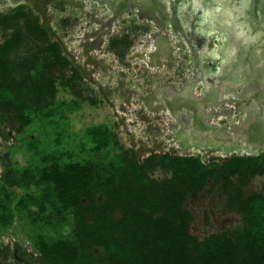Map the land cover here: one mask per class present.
Masks as SVG:
<instances>
[{
    "label": "trees",
    "instance_id": "1",
    "mask_svg": "<svg viewBox=\"0 0 264 264\" xmlns=\"http://www.w3.org/2000/svg\"><path fill=\"white\" fill-rule=\"evenodd\" d=\"M0 33V113L19 124L18 132L56 124V116L66 121L64 112L84 100L78 87L83 80L59 43L22 8L0 16ZM58 88L74 98L57 103ZM89 135L94 152H116L104 161L61 164L51 158L33 169L8 167L4 174L10 189L24 193L13 197L1 189L0 224H10L14 215L24 219L40 264H264V198L242 194L253 176L264 174V154L207 165L199 157L156 154L140 163L107 126ZM158 168L170 176L152 178ZM211 179L229 190L240 226L200 241L190 233L193 216L185 204ZM13 201L7 218L5 203ZM65 226L69 234L58 236Z\"/></svg>",
    "mask_w": 264,
    "mask_h": 264
},
{
    "label": "water",
    "instance_id": "2",
    "mask_svg": "<svg viewBox=\"0 0 264 264\" xmlns=\"http://www.w3.org/2000/svg\"><path fill=\"white\" fill-rule=\"evenodd\" d=\"M76 1L77 17L92 13L94 18L90 22L78 21L71 29L69 40H62L54 32L45 7L34 11L41 16V26L51 41L59 43L83 80L96 89L120 123L125 126L126 116L116 108V101H123L122 84L116 81L117 87H114L111 80L104 84L92 74L99 64L96 54L104 52L103 47L115 35V30L132 24L140 39L132 40L125 60L130 62L132 69H140L148 80H152L143 84L135 79L132 93L136 100L132 105L143 114L156 116L162 123V119L166 120L162 130L177 147L171 150H177L182 143L195 141L200 143L199 152L211 144L223 146L222 154H203L201 161L204 165L206 158L208 161H227L233 153V150L229 151V144L236 146L239 141L252 146L246 154L248 156H258L264 151V148L254 149L260 138H264V127L250 126L243 130L242 125L233 121L237 114L229 116L227 109L229 97H239L237 92L240 89L243 97L248 95L252 106L253 100L258 102V113L251 109L247 114L263 117L264 0H190L188 3L186 0ZM68 4L73 3L69 1ZM145 5L153 8L154 13L148 14ZM220 7L229 9V15H232V19L229 16V32L217 16ZM186 9L190 12L196 10V15L190 18ZM235 21L240 25H235ZM207 37L214 38L216 52L215 59H203L213 67L208 72L199 64L200 56H207L204 47ZM229 39L235 55L228 54ZM187 57L194 61L195 69L186 65ZM127 107L131 104L128 103ZM222 121L226 126L219 124ZM248 123L244 121L243 124Z\"/></svg>",
    "mask_w": 264,
    "mask_h": 264
},
{
    "label": "rangeland",
    "instance_id": "3",
    "mask_svg": "<svg viewBox=\"0 0 264 264\" xmlns=\"http://www.w3.org/2000/svg\"><path fill=\"white\" fill-rule=\"evenodd\" d=\"M13 6L14 4L11 5L9 2H0V16L14 10ZM46 10L52 27L51 23L55 22L57 11L52 4H46ZM25 11L31 12L34 16L38 17L41 23V17L35 11L30 9ZM59 21L61 23L64 19ZM234 24L240 25L236 21ZM2 39L3 35L0 33V42ZM61 39L63 40V38ZM22 53L23 49L19 51L18 55ZM83 82L88 85L87 82ZM81 85L78 84V87L84 100L80 102L78 109L64 112L66 121H59L56 116L53 118L54 121L58 122L56 124L45 126L36 124L33 127L23 128L21 132L17 131L19 127L17 122L10 119L7 123L6 121H0V170L3 161L6 162L9 168L15 169H33L48 163L51 158L56 159L61 164L71 161H104L108 152L115 153L116 150L115 148H109V150L100 153L92 150L93 145L89 131L97 126H107L115 133L119 143L125 149L133 150L136 160L140 163L148 156L156 154L199 157V159L202 156L200 152L193 148L185 152L170 151L169 147H174L175 149L177 147L164 136L166 133L162 130V126L165 124V119H162V123L160 122L161 119L158 120L156 116L146 113L144 114L146 120L143 121L139 116L140 110L131 112L130 109H126L127 107L119 105L116 106L117 110L121 114L124 112L126 116L124 126L113 116L110 107L103 100L100 102L101 104L98 102L95 105H92L88 101V99H91V95L94 98L96 97V99H100L93 86H91L92 91L89 93L85 88L87 86L85 84ZM73 98L72 95L58 88L56 95L57 103H68ZM159 142L164 147L157 146L156 143ZM150 175L156 180L165 179L170 176L164 168H158L151 172ZM232 181L236 183L235 178H232ZM23 192V189L17 188L12 191L13 197L21 195ZM242 194L243 196L260 195L264 198V174L253 176L247 182V185L243 187ZM100 199L99 197L98 200ZM13 205L14 201L9 206L10 210L13 208ZM185 208L193 216L190 233L200 241L211 234L230 232L238 229L240 226V217L233 210V206H231L229 190H224V184L221 181L209 180L204 192L200 193L195 199H188ZM30 229V227L25 225L24 219L19 220L14 216L8 230H1L0 228V243L11 242L15 239L24 247L27 253L35 256L36 252L30 239L33 235L30 233ZM69 232L70 227L65 226L60 234L57 235L66 237ZM93 252L94 254H99L102 251L95 249Z\"/></svg>",
    "mask_w": 264,
    "mask_h": 264
},
{
    "label": "flooded vegetation",
    "instance_id": "4",
    "mask_svg": "<svg viewBox=\"0 0 264 264\" xmlns=\"http://www.w3.org/2000/svg\"><path fill=\"white\" fill-rule=\"evenodd\" d=\"M69 1L73 3V1H75V0H0V2H4V3L5 2H9V4H11V5L14 4V6H13L14 9L22 8L24 10L30 9V10H33V11L36 8H39V7L40 8H44V7L46 8V4H52L55 7V9L64 8L65 5H70V4H68ZM188 1H190V0H186L185 2L188 3ZM76 3H77V1H76ZM76 3H75V5H76ZM195 13H196V10H193V12H190V11H188L186 9V14L189 15L190 18L192 16H195L196 15ZM36 14H38V13H36ZM39 23H40V21H39ZM40 25H41V23H40ZM182 26L184 27L183 23H182ZM204 36H205V34H204ZM49 37H50V35H49ZM213 41H214V38L210 39L209 37H207L205 39L204 47H205V52L207 53V58H212V57L215 56L216 52L213 51V49H215V47L213 45ZM0 43H2V41ZM230 45H231V41L229 39V49H228L229 50V56H230V53L232 51H235V48L230 47ZM67 59L72 64L71 60L68 57H67ZM190 59H191L190 57L189 58L187 57L185 63H186V65L189 66L190 69L191 68L195 69L194 61L191 60V62H192L191 63ZM203 59H204V57H202V60ZM188 61H189V64H188ZM201 68H202L203 71L205 70L206 72H208V71H211L213 67L210 64L208 65L207 63L202 61ZM68 75L69 74L66 73L67 77H68ZM262 80L264 82V78ZM79 84H82V83H79ZM237 95L239 97H236V98H233L231 96L229 97V108H227V109H229V116H233L234 117V114H237L234 117V120H233L234 123L238 122V125H242L243 130L247 129L250 126L251 127L252 126H260L261 128L264 127V114H263V117H259L257 115H253V116L250 117L247 114V112L250 111L251 109H254L258 113L259 107H257V104H256L258 102L253 100V105L254 106H252L251 102L249 101L248 95H247V97H243L242 91L240 89L238 90ZM262 118H263V120H262ZM8 120H9L8 115H3V114L0 113V121H3V122L6 121V123H7ZM244 121L245 122L249 121L250 123L243 124ZM219 124L222 125V126H224V125L226 126L225 121H222ZM166 135L167 134H164V136H166ZM0 137H1V135H0ZM260 139L261 140H260L259 144L254 147L255 150L264 148V138H260ZM156 145L160 146V147L162 146L161 142L156 143ZM199 145H200V143L198 141H195L194 143H190L189 142V144L182 143L180 145V147H178L177 151L185 152V151H188L189 149L193 148V149H196L199 152V150L197 149V148H199ZM162 147H164V146H162ZM222 147L223 146L219 145L218 143L211 144L207 148L202 147V152H200V153L202 155L203 154H208V153L215 154V155L222 154V152H221L222 150L221 149H224ZM251 147L252 146H250V145H248V144H246L244 142H241V141H239V145H236V146L229 144V151L233 150V153L230 156L236 155V156H239V157H249L246 154H247V152H249L251 150ZM169 148H170V151H171L172 147H169ZM260 154H264V151L262 153H260ZM251 157H254V156H251ZM200 160H201V157H200ZM206 161H207L206 165L209 164V163H212V162H215V163H218V164H221L222 162H225V161H221V162L208 161V158H206ZM7 169H8V166H7L6 162L3 161L1 163V170H0V194L2 192L1 191L2 188L5 190V194H8L9 191H11V193H12V191L17 189L16 187H12L11 189L8 187V179H7V177L4 176V174H6V172H7ZM2 186H4V187H2ZM9 206L10 205H8V203L6 202L5 203L6 209L3 211L7 218H8V215L11 213L10 210H9ZM13 213H15V210L13 211ZM14 216L18 218L17 215H14ZM0 228H1V230H8V228H9L8 222H6L5 225L0 224ZM95 249H98V248H93V250H95ZM35 252H36L35 256H31L29 253H27L25 251L24 247L21 246L20 243L18 241H16L15 239H13V241H11V242L8 241L7 243H0V264H40L39 254L37 253V251H35Z\"/></svg>",
    "mask_w": 264,
    "mask_h": 264
},
{
    "label": "crops",
    "instance_id": "5",
    "mask_svg": "<svg viewBox=\"0 0 264 264\" xmlns=\"http://www.w3.org/2000/svg\"><path fill=\"white\" fill-rule=\"evenodd\" d=\"M74 2L76 3V0L73 1V4L71 5H65L64 8L56 9L57 15L55 18V22L51 23L54 32L57 35H59L61 38H63V40H69L71 38V29L75 28L74 25H76L78 21L83 20L90 22V20L94 18L92 13L90 14L89 12H87L89 13L87 16L83 15L80 16V18L77 17L75 11L76 9L74 8L75 7ZM147 5L144 6V10L151 15L152 12L154 13V10L151 7L149 8ZM85 9L87 10V8ZM88 11L90 10L88 9ZM146 12L145 14H147ZM217 16H219V18L223 20V25L226 28L227 32H229V25L231 26L229 21V16L232 19V15H229V9H224L223 7H220L218 9ZM61 19H64V21L59 23L60 22L59 20ZM139 39H140L139 34L134 30L132 24L121 26L118 29H116L115 35L109 39L106 45H104L103 47L104 52L102 54H98V53L96 54L99 59V64L97 70H95V72L92 74L96 79L101 80L102 83L104 84H108V81L110 80L111 83L114 85V87L116 85L115 84L116 81L121 83L122 87H120V89L123 93V98H122L123 101L117 100L116 105L127 107V104L129 103L131 104V107H127L126 109H130L131 112L136 111L134 105H132V103L136 100L134 93H132L135 90V86H136L135 79L138 78L143 84L152 82L151 79L148 80L149 78L148 76L142 74L140 69L137 70L132 69L130 62L125 60V56L129 55L128 48L132 46L131 44L132 40L138 41ZM69 44H71V41ZM213 51H215V49H213ZM227 51L229 54L228 49ZM69 53H71L70 49H69ZM230 55H235V51H232ZM202 57H207V56L205 55L200 56L201 59V61H199L200 66L203 61ZM211 59H215V58L212 57ZM132 65H134L133 62ZM84 84L87 86V87L84 86L87 89V91L91 93L92 91L91 85L89 83L88 85L86 83H82V85L81 84L80 85L83 86ZM91 99L96 100L97 103L99 102V104H101L100 102H102L101 97L100 99H96V97L94 98L91 95ZM122 114L125 115L124 112ZM139 116L141 119H143V121L146 120V116L142 112L139 113Z\"/></svg>",
    "mask_w": 264,
    "mask_h": 264
},
{
    "label": "bare ground",
    "instance_id": "6",
    "mask_svg": "<svg viewBox=\"0 0 264 264\" xmlns=\"http://www.w3.org/2000/svg\"><path fill=\"white\" fill-rule=\"evenodd\" d=\"M235 146V145H234ZM241 151V150H240Z\"/></svg>",
    "mask_w": 264,
    "mask_h": 264
}]
</instances>
